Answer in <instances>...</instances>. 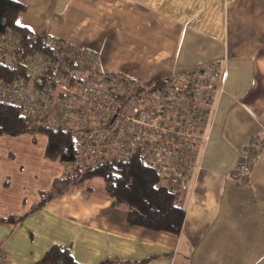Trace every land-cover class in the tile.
Wrapping results in <instances>:
<instances>
[{
  "label": "crops",
  "instance_id": "obj_1",
  "mask_svg": "<svg viewBox=\"0 0 264 264\" xmlns=\"http://www.w3.org/2000/svg\"><path fill=\"white\" fill-rule=\"evenodd\" d=\"M18 1L27 6L20 26L92 48L104 70L146 86L210 62L221 71L180 233L129 224L96 178L36 209L40 200L19 205L23 195L1 184L0 218L26 214L0 221L3 264H33L55 244L84 264L264 263V148L247 183L233 177L246 145L264 138V0Z\"/></svg>",
  "mask_w": 264,
  "mask_h": 264
},
{
  "label": "built area",
  "instance_id": "obj_2",
  "mask_svg": "<svg viewBox=\"0 0 264 264\" xmlns=\"http://www.w3.org/2000/svg\"><path fill=\"white\" fill-rule=\"evenodd\" d=\"M20 39L14 30L0 34V63L22 71L0 83V102L21 106L37 127L70 132L78 166L144 154L158 184L175 193L176 205L182 206L197 146L209 138L205 122L219 83V63L145 88L126 72L104 70L92 48L45 36L43 50L23 56ZM261 148V137L246 145L233 175L239 184L249 180Z\"/></svg>",
  "mask_w": 264,
  "mask_h": 264
},
{
  "label": "trees",
  "instance_id": "obj_3",
  "mask_svg": "<svg viewBox=\"0 0 264 264\" xmlns=\"http://www.w3.org/2000/svg\"><path fill=\"white\" fill-rule=\"evenodd\" d=\"M27 6L18 0H0V34L14 30L21 36L20 52L23 56L43 50L41 40L46 35L37 34L17 23L18 16ZM37 39L33 40L32 36ZM19 72L15 66L0 63V83L12 80ZM161 81L151 85H160ZM43 131L48 142L45 156L66 165V173L56 178L49 190L41 191V199L36 208L43 207L52 196L75 190L80 187L92 189L87 181L100 177L104 181V189L115 207L124 208L128 213L131 225L143 226L154 231L180 233L185 210L175 203L176 196L168 187L158 184V176L146 164L144 154L137 153L128 158L115 159L111 162L91 168L75 164L77 158L73 149L70 132L37 127L32 123L30 115L19 105L0 102V135L7 133L19 135L35 134ZM26 214L10 215L0 218L2 222L22 220ZM153 257H150L151 259ZM113 260L106 259L100 264H109ZM33 264H84L78 262L69 245L55 244L44 256Z\"/></svg>",
  "mask_w": 264,
  "mask_h": 264
},
{
  "label": "rangeland",
  "instance_id": "obj_4",
  "mask_svg": "<svg viewBox=\"0 0 264 264\" xmlns=\"http://www.w3.org/2000/svg\"><path fill=\"white\" fill-rule=\"evenodd\" d=\"M138 84L148 87L143 83ZM47 142V135L43 131L0 135V186H6L12 195H23L17 199L19 205L25 201L28 205L34 198L40 200L41 190H49L53 180L65 173V164L45 156ZM93 181L98 184L102 179L97 177Z\"/></svg>",
  "mask_w": 264,
  "mask_h": 264
},
{
  "label": "snow or ice",
  "instance_id": "obj_5",
  "mask_svg": "<svg viewBox=\"0 0 264 264\" xmlns=\"http://www.w3.org/2000/svg\"><path fill=\"white\" fill-rule=\"evenodd\" d=\"M17 23H20V21H17Z\"/></svg>",
  "mask_w": 264,
  "mask_h": 264
},
{
  "label": "water",
  "instance_id": "obj_6",
  "mask_svg": "<svg viewBox=\"0 0 264 264\" xmlns=\"http://www.w3.org/2000/svg\"><path fill=\"white\" fill-rule=\"evenodd\" d=\"M166 80H168V79H166Z\"/></svg>",
  "mask_w": 264,
  "mask_h": 264
}]
</instances>
